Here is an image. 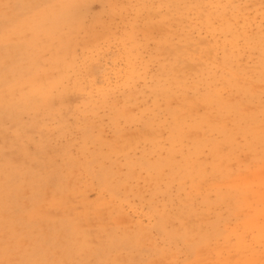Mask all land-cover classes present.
Wrapping results in <instances>:
<instances>
[{
    "label": "rangeland",
    "instance_id": "obj_1",
    "mask_svg": "<svg viewBox=\"0 0 264 264\" xmlns=\"http://www.w3.org/2000/svg\"><path fill=\"white\" fill-rule=\"evenodd\" d=\"M109 7L112 15L107 12ZM101 8L105 11L101 12ZM83 16L81 27L73 29L72 47L62 58L61 70L49 66V49L36 50L29 59L38 61L30 65L27 74L39 73V79H43L40 73L50 72L52 84L43 85L41 93L30 95L27 101L19 99L20 114L0 121L2 160L8 159L21 168L30 166L29 163L45 165L51 157L54 160L58 174L57 207L49 212L80 229L70 245L59 244V264H241L232 252L216 253L215 246L221 241L207 237L208 245L193 250L188 249L184 239L167 235L178 225L197 226L196 233L208 231L213 212L203 201L210 203L214 198L210 175L202 183L196 180L194 185L186 177L181 182L171 180L172 166L153 168L154 162L166 158L170 144L168 128L118 119L121 134L131 136L137 143L120 149L122 153L114 159L113 155L107 157L116 136L107 114L99 110L98 123L89 126L92 142L83 140L84 126L77 123V117L89 101L120 102L128 86L141 90L144 84L149 85L157 63L164 64L173 58L240 62L259 59L262 50H252L250 36L256 30H264V0H89ZM225 26L236 35L239 28H246L249 37L242 39L205 29ZM164 30L169 33L163 35ZM128 33L133 35L131 40L125 37ZM205 49L210 55H205ZM131 64L144 65L145 69L141 76L130 80ZM26 95L20 87L18 96ZM150 102L147 93L139 95L131 114L139 116L140 106ZM58 122H65L62 130ZM151 135L155 142L150 141ZM180 141V150L168 159L174 164L182 163L194 143L186 135ZM64 150L70 159L66 165ZM97 150L106 157L100 160L102 166L114 175V194L97 183L95 163L88 169L86 160ZM202 153L209 163L207 149L203 148ZM145 161L151 162L150 168ZM37 166L40 165L31 167ZM72 173L77 174L76 179ZM183 202L188 211L170 220ZM139 229L144 239L141 237L136 243ZM245 241L255 250H260L264 243H251L249 238Z\"/></svg>",
    "mask_w": 264,
    "mask_h": 264
},
{
    "label": "bare ground",
    "instance_id": "obj_2",
    "mask_svg": "<svg viewBox=\"0 0 264 264\" xmlns=\"http://www.w3.org/2000/svg\"><path fill=\"white\" fill-rule=\"evenodd\" d=\"M88 6L89 0H0L1 122L20 114L19 99L27 101L30 95L40 94L43 85L52 84L50 72L40 73L44 80L39 79V73L27 74L30 65L38 61L29 59L36 50L49 49V66L61 70L62 58L72 47L73 29L81 27ZM107 12L113 14L110 7ZM205 29L234 34L227 26ZM167 33L169 30L163 31V35ZM236 36L249 37L246 28H239ZM125 37L131 40L133 35L128 33ZM250 37H253L252 50H262L259 59L240 62L173 58L164 64L157 63L149 85L144 84L141 90L128 86L120 102L107 104L101 99L85 103L77 123L84 126L83 140L92 142L94 137L88 132L89 126L98 123L99 110L106 113L116 134L107 157L113 155L114 159L122 153L120 149L137 143L131 136L121 134L118 119L168 128L170 144L166 158L154 162L153 168L172 166L171 180L181 182L186 177L194 185L196 180L202 183L210 175L214 198L210 203L207 199L203 201L213 212L208 231L196 233L197 226L178 225L172 234L165 233L172 239H184L188 249L193 250L208 245L206 239L209 237V240L221 241L215 246L217 254L232 252L235 261L241 264H264V243L260 250H255L245 241V238L251 243L264 241V30H256ZM38 40L46 43L36 44ZM205 55H210L207 49ZM144 69V65L131 64L128 78L141 76ZM20 87L25 89L26 97L18 96ZM144 93L151 97L150 105L140 106V117L132 115L131 109L136 106L138 96ZM58 123L62 130L65 122ZM183 135L189 136L194 143L182 163L174 164L168 159L180 150L177 145ZM155 140L151 135L150 141ZM203 148L210 155L209 163L203 159ZM63 153L66 165L70 162L69 155L66 150ZM103 158L106 157L97 150L86 163L88 169L96 164L97 183L114 194L116 186L111 184L114 175L100 163ZM145 164L150 168V161ZM28 165L21 168L0 158V264H59L56 254L59 244L70 245L71 238L79 234L80 229L49 212L57 207L58 193V174L52 157L45 165ZM33 165L40 166L31 167ZM71 175L76 179V173ZM188 209L183 202L170 220L173 217L176 220ZM157 224L161 230V221ZM142 234L139 229L135 234L136 243L141 237L144 239ZM193 235L194 240L189 243Z\"/></svg>",
    "mask_w": 264,
    "mask_h": 264
}]
</instances>
